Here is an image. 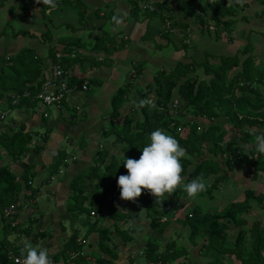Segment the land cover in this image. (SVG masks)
<instances>
[{
    "label": "crops",
    "instance_id": "obj_1",
    "mask_svg": "<svg viewBox=\"0 0 264 264\" xmlns=\"http://www.w3.org/2000/svg\"><path fill=\"white\" fill-rule=\"evenodd\" d=\"M135 1L137 4H151L155 10L135 7ZM162 1L166 2L177 21L185 23L184 26L180 24L167 28V18L164 20L161 10L156 8L159 5L156 3ZM222 1L235 11L229 17L231 25L228 29H217L214 21L209 19L207 30L199 26L191 12L184 13L180 7L181 0H56L55 9L36 0H0V73H3L0 81H4L6 88H0V115L3 114L0 133L11 134L23 125L25 131L33 134L31 146L42 145L39 153L30 151L20 160H12L0 146V166H8L22 185L15 230L4 227L6 222L0 212V253L5 245L8 253L15 254L23 241L28 239L33 245L50 249V258L58 259L71 233L67 231V225H70L71 231H79L77 241H84L79 256L84 257L86 264H153L146 259L143 263L142 257V249L149 237L159 241L161 250L171 241L180 240L176 242L179 256L173 264H208V258L201 250L203 240L196 238L192 242L189 239L185 217L194 207L200 208L196 203L198 201L204 212H218L233 202L243 200L246 191H252L255 197L250 201L248 213L241 215L245 221L228 224L227 243L230 246L234 243L239 230H243L250 243V227L255 222L264 230V171L257 169L253 173L254 168L250 164L244 169H228L224 157L220 156L215 158L217 171L208 178L219 185L217 195L206 190L205 194L201 192L199 196L189 198L183 189L171 196L165 195L167 204L164 209H173L174 214L163 213L162 220L167 224L161 233L151 229L145 210L132 201L119 198L114 205L115 209L127 214L125 220L116 219L104 203L99 210L107 209V215L91 216L98 218L97 225L93 227L84 223L83 216L72 212L69 203L73 197L71 182L77 176H84L82 182L87 185L85 194L88 198L77 199V202H84L83 207L95 195H101L100 191L94 190V181L90 178L91 169L99 163L98 154L103 152L104 164L114 156L123 155L110 130L111 120L121 124L128 115L133 125L141 119L139 108L134 107V103L138 97L147 100L152 96L155 100V78L158 74L168 73L179 62L201 63L207 57L210 63H217L220 55L238 54L243 59L249 54L242 55L247 46L254 56L255 76L264 69V0H244L242 4L236 0ZM113 16L121 19L119 25L112 20ZM184 16L187 18L183 19ZM186 38L190 43L184 42ZM65 47H71L69 51H78V54L73 51L76 53L74 57L67 55L63 59L75 82L61 105L54 106L53 114L49 107H45L40 114L43 107H39L38 102L13 104L11 97L16 87L28 89L30 83H24L38 70L39 75L32 84L38 88L41 80L49 75L55 53L60 49L66 52L68 49ZM26 48L41 62L37 65L32 60L25 66L18 65L16 61L17 69H9L10 60ZM69 51L66 54L72 53ZM133 69L135 72L131 73ZM193 74L197 79H208L202 65ZM81 79L89 80V87L85 90L76 85ZM120 87H127V93L120 115L114 119L111 118V100ZM258 87L264 97V84L260 83ZM176 96L174 92L171 99ZM46 112L48 115L43 116ZM5 118L8 119L6 122ZM186 119L194 120V117L189 114ZM204 120L205 117L202 118ZM202 121L199 119V124L206 126ZM218 123L227 130L223 140L232 136L243 148L252 142L240 139L244 127L233 128L222 119ZM64 143L71 148V152L61 148ZM62 152L66 156L64 163H58L56 171L50 170ZM27 168L34 174L30 185L38 189L30 200L26 199L30 190L26 189L22 178ZM206 194L208 197H204ZM181 210V213L174 212ZM116 227L134 230V239L124 243L116 233ZM101 228L110 230L106 246L99 244ZM43 232L48 235L44 236ZM77 256L69 253L57 261L60 264H76ZM260 256L264 257V247ZM103 259L106 262L103 263ZM226 264H241V261L230 254Z\"/></svg>",
    "mask_w": 264,
    "mask_h": 264
},
{
    "label": "trees",
    "instance_id": "obj_2",
    "mask_svg": "<svg viewBox=\"0 0 264 264\" xmlns=\"http://www.w3.org/2000/svg\"><path fill=\"white\" fill-rule=\"evenodd\" d=\"M156 4H159L156 5V8L161 10L164 20L165 18L169 20V28L180 24L181 26L185 25V23L179 22L174 18L175 16L165 1L161 3L157 2ZM137 5L135 1V7H138ZM180 7L185 14L191 12L192 15H195L194 17L197 18L199 26L207 30L209 19L214 21L213 24L217 29H228L232 23L229 17L234 15L235 12L231 6H225L222 0H205L204 4L200 0H181ZM196 8L201 9L204 15H197L195 13ZM153 10H155V7ZM185 18L187 17L184 16L183 19ZM65 49L69 51L71 47H65ZM60 50L61 53H68L67 51L64 52V49ZM73 51L78 54L77 50L69 52ZM249 51L250 48L248 46L243 49L242 55L249 53L243 59L238 54H234L229 56L220 55L217 63H210L208 57L201 63L195 61L179 62L168 73L161 72L158 74L155 78L156 86L154 92L156 98L154 107L152 104L139 106L142 98L138 97L134 103V107L139 108L138 113L142 115L141 119L136 120L133 125L128 115L124 117L121 124H117L111 120L110 130L114 133V140L120 145L123 155L121 157L114 156L107 164H104L103 152L98 154L99 163L91 169L90 178L94 181V190L100 191L101 195H95V198L93 197L94 199H91L90 203L83 207L84 202H77V199L82 197L88 198L85 194L87 185L82 182L84 176H77L70 186L74 200V203L70 204L71 211L78 213L80 217L83 216L84 223L87 226L93 227L97 225L98 218L90 222V211L93 209L97 211L106 203L116 219L125 220L128 217L127 214L115 209L114 206L120 198V189L116 183L117 178L121 174H127V170L124 168L122 162L125 157L139 159L141 149L145 144L149 143L150 133L157 128L163 129L166 133L175 137L180 146L185 149L186 158H182L181 161L184 169L181 175L186 183L198 176L207 178L210 174L215 173L218 165L215 160L217 156L224 157L228 169L233 167L244 169L246 165L250 164L254 168L253 173L257 169L264 171V154L256 153L254 148L246 149L241 147L232 136L228 140H223L227 130L218 123L222 119L233 128L244 127L240 136L243 142L250 143L253 141V133H264V97L261 96L258 87L260 83L264 84V70L258 76H255L253 69L254 56ZM32 60L37 65L41 62L40 59L35 58L30 49L26 48L15 56L14 59L10 60L8 68L11 70L17 69L15 66L16 61L18 65L21 63V65L27 66ZM199 65L203 66V71L208 76V79H197V76L193 74ZM238 66L239 69L236 70ZM2 75L3 73L1 72L0 79ZM38 75V70H36L35 74L24 83H30V86L27 87L28 89L16 87V92L12 96H21L24 91L29 92L28 97H20L18 104L22 102L34 104L37 102L35 94L38 88H34L32 84ZM73 79L71 77L70 85L75 82ZM83 80H79L76 85L81 88ZM3 84L4 81L1 80L0 88L6 90ZM174 92H176V97L179 99V110L176 115H171L164 110H169V102L174 96ZM126 93L127 87H120L113 96L111 100V118L116 119L120 115V107L125 101L124 95ZM189 114L194 117V120L186 119V116ZM203 117L210 121L209 125L201 126L199 124L198 120L202 121ZM251 127L256 128L250 130ZM32 139V132L25 131L23 125H21L11 134L0 133V146L12 160H20L28 152L39 153L42 149V145L31 146ZM245 151L248 154H244ZM207 153L210 156H206ZM65 158V153L62 152L56 164L64 163ZM25 170L27 172L23 173L22 178L26 189L29 188L30 190L29 195L26 197L27 200H30L35 196L38 189L30 185L34 174L29 172V168ZM21 186V182L18 181L12 170L6 165H1V213L3 208L11 204L16 206V208L20 207L19 194ZM181 191L182 188L180 187L176 190V193ZM254 197L252 191H246L243 200L233 202L218 212H202L199 207H194L192 212L185 217L187 221L185 225L189 229V239L192 242L196 238L203 240L201 250L204 256L208 258V264H226L227 256L230 254L239 258L241 264H263L264 257L260 256V253L264 247V230L260 229L258 222H255L250 227V232L252 233V236H250L252 241L250 243L247 240L248 236H246L243 230H239L234 243L231 246L226 245L228 224H238L245 221L241 215L248 213L251 207L250 201ZM161 200L162 202H156L155 197L144 191L138 200L134 202L138 208L145 210L151 229L159 233L164 230L167 224L162 220L164 208L167 204L165 196ZM79 206L81 208H78ZM12 218L15 219L17 216L7 218L8 222L3 218L6 222L4 227L15 230L17 224L11 226L10 221ZM115 231L124 243H129L134 239V230L132 231L128 228L124 230L116 227ZM43 235L46 236L47 233L43 232ZM78 237L79 231L73 229L63 244L60 254L66 257L69 253H76L78 255L76 257V260H78L76 264H86L84 257L79 256L84 241H77ZM109 239L110 230L108 228H101L99 230V244L106 246ZM176 244V241H171L170 244H166L164 250H161L159 241L156 238L149 237L142 249V253L144 258L153 264H157L158 262L173 263L179 256ZM248 246L249 248L247 249ZM15 254L20 255L19 250ZM52 259L58 260L56 257ZM104 262H106V259H103ZM5 263L16 264L8 258L7 248L3 245L0 253V264Z\"/></svg>",
    "mask_w": 264,
    "mask_h": 264
},
{
    "label": "clouds",
    "instance_id": "obj_3",
    "mask_svg": "<svg viewBox=\"0 0 264 264\" xmlns=\"http://www.w3.org/2000/svg\"><path fill=\"white\" fill-rule=\"evenodd\" d=\"M52 9L57 7L56 0H36ZM243 3L244 0H236ZM112 20L119 25L121 19L113 16ZM154 103L141 100L139 106ZM254 139L247 148L254 147L255 152L264 154V133L252 134ZM141 149V148H140ZM244 154H248L245 151ZM182 158H186V151L180 146L178 140L167 134L163 129L157 128L149 136V143L141 149L139 159L125 157L122 164L127 174H121L117 178V186L120 189L119 197L122 200L136 202L144 191L156 198V202H162L165 195L171 196L182 186L189 198H195L199 193L206 190V183L202 176L184 183ZM20 255L16 264H53L50 258L52 252L40 245H33L28 239L23 241L20 247Z\"/></svg>",
    "mask_w": 264,
    "mask_h": 264
},
{
    "label": "built area",
    "instance_id": "obj_4",
    "mask_svg": "<svg viewBox=\"0 0 264 264\" xmlns=\"http://www.w3.org/2000/svg\"><path fill=\"white\" fill-rule=\"evenodd\" d=\"M212 1V0H210ZM138 7L141 9H148L152 11L154 7L151 4H144L142 2L138 3ZM195 13L197 15H204V12L201 9L196 8ZM166 21V26L169 28V20ZM185 43H190L189 39L184 40ZM71 56L74 57L76 55L75 52L66 54V53H61V51H57L55 53V61L51 65L49 75L46 78H43L38 86V90L35 94V98L37 101H39L42 104L46 105H54V106H60L63 100L65 99L66 95L70 93V91L73 89L74 85H70V79H71V74L69 73V70L65 68V65L63 63V58L66 56ZM134 69L131 71V73H134ZM242 85V83H240ZM89 87L88 80H84L81 89L85 90ZM22 97H28L29 92L24 91L21 94ZM21 96H12L11 102L13 104H17L19 102V99ZM148 101H152L155 103V100L152 96L147 99ZM151 105V104H150ZM163 110L162 108H160ZM179 110V99L176 97L174 99H171L169 103V110L167 112L168 114L171 115H176ZM43 116H47L46 113H43ZM3 117V114L0 115V118ZM2 217L6 219L8 222L7 218H11L12 216H17V208L13 204L3 208L2 210ZM90 215L94 217H103L107 215V209H102V210H91ZM11 226H14L17 224V218L13 219L10 221ZM73 256L76 255V253H71ZM8 258L12 260L14 263H16V260L19 258V255L14 254L13 252L9 251L8 253ZM53 264H60L58 261L53 260ZM157 264H173L171 262H158Z\"/></svg>",
    "mask_w": 264,
    "mask_h": 264
},
{
    "label": "rangeland",
    "instance_id": "obj_5",
    "mask_svg": "<svg viewBox=\"0 0 264 264\" xmlns=\"http://www.w3.org/2000/svg\"><path fill=\"white\" fill-rule=\"evenodd\" d=\"M200 2H202L203 4L205 3V0H200ZM206 5V4H205ZM208 18V17H207ZM206 18V19H207ZM264 70V69H263ZM263 70H261L260 71V73L263 71ZM38 102V106L40 107H43V110H41L40 111V114L42 113V111H44V108L45 107H49V109L51 110V112H52V114H53V111H54V105H46V104H42V103H40L39 101H37ZM224 106V105H223ZM37 111V110H36ZM38 113V112H37ZM47 113V115H48V112H46ZM8 119L7 118H5V120H4V122H6ZM201 123H203V124H205L206 126L207 125H209V123H210V121L208 120V119H206V120H204V121H202ZM39 131H41L40 129H39ZM168 134V133H167ZM61 148L62 149H67L68 150V152L67 153H69V152H71L70 151V147L69 146H66V144L64 143L62 146H61ZM57 167H58V165L57 164H53V165H51L50 166V170L52 169V170H55L56 171V169H57ZM208 178H211L210 176H208L207 178H204V182L206 183V185H207V187H206V190L207 191H210L213 195H217V192H216V190L219 188V185H217L216 183L217 182H210V180H208ZM184 183H186V182H184ZM181 188H182V186H181ZM183 189V188H182ZM206 190L204 191V193L203 194H205V192H206ZM227 190V188H226V186L224 187V191H226ZM200 195V193L197 195V196H199ZM204 197H208V194H206ZM45 198H43V200H44ZM201 200H202V198H200ZM199 200V199H198ZM69 203L70 204H72V203H74V200H73V198H71L70 200H69ZM198 205H200V210L202 211V212H204L205 210L202 208V204L198 201V202H196ZM183 210H181V211H174L175 212V214L176 213H181ZM166 215H173L174 213H173V209H169V208H167V211H165L164 212ZM94 217H91V219H93ZM95 219V218H94ZM67 231H68V233H70L71 232V227H70V225H67ZM154 232H156L155 230H153ZM48 235V234H47ZM176 239V238H175ZM176 241V240H175ZM180 240H177L176 242H179ZM226 245H228V246H230L228 243H226ZM214 252V251H213ZM215 253V252H214ZM59 257H58V259L59 260H61L62 259V255L59 253V255H58ZM143 257V263H145V258H144V256H142Z\"/></svg>",
    "mask_w": 264,
    "mask_h": 264
}]
</instances>
